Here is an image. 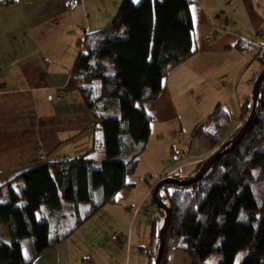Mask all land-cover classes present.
Instances as JSON below:
<instances>
[{"label": "trees", "instance_id": "obj_1", "mask_svg": "<svg viewBox=\"0 0 264 264\" xmlns=\"http://www.w3.org/2000/svg\"><path fill=\"white\" fill-rule=\"evenodd\" d=\"M16 2L0 0V8ZM191 3L122 0L111 22L78 39L71 78L101 133L85 154L22 165L15 176L22 179L20 192L7 186L3 199L0 185V264H34L41 252L65 240L103 205L115 202L121 189L133 186L129 178L146 148L153 117L143 103L158 96L174 64L195 52ZM236 46L264 63V52L254 42L240 39ZM255 107L245 133L236 140L245 121L225 138L234 116L216 108L195 125L191 138L204 136L219 148L197 163L195 176L166 174L152 186V202L165 216L156 230L157 248L170 211L160 264H167L172 249L186 252L191 264H235L242 249L245 255L238 264L264 261V75ZM95 151L101 155L91 156ZM164 179L173 181L160 183L154 195ZM26 245L33 248L29 258L24 255ZM156 252L148 264H155ZM215 252L222 258L213 263L209 258Z\"/></svg>", "mask_w": 264, "mask_h": 264}, {"label": "crops", "instance_id": "obj_2", "mask_svg": "<svg viewBox=\"0 0 264 264\" xmlns=\"http://www.w3.org/2000/svg\"><path fill=\"white\" fill-rule=\"evenodd\" d=\"M118 6H113V15ZM69 9L67 0H17L0 8L3 199L7 186L20 192L22 179L15 176L22 165L41 158L85 154L101 133L94 127L71 78L80 51L77 41L93 29L71 22ZM191 11L195 52L174 64L163 78L158 96L143 103L153 116L142 152L145 157L149 155L147 149L153 148L152 139L160 146L165 141L173 153L175 148L189 143L191 157L168 170L170 174L182 166H197L211 154L208 139H192V129L218 107L231 112L242 103L244 106L246 99L252 97L253 78L264 66L250 52H242L236 46L238 40L246 39L264 52V0H192ZM255 62L261 65L257 71L252 67ZM233 121L228 134L239 123L238 119ZM90 155L99 156L101 152ZM149 170L152 176V167L139 168L138 175L129 178L133 186L121 189L115 202L101 208L106 211L101 229L87 235L75 230L55 247L41 252L34 264H148L157 250L156 218L153 210L149 215L146 212L150 210L146 209L145 215L151 217L148 221L140 214L141 206L151 195L152 186L168 172L160 169L151 183L147 175L144 180L140 177ZM187 172L177 177H192L198 170L195 167ZM122 220L125 221L120 223ZM115 222L117 229L107 226H114ZM30 247L27 258L33 254ZM167 264H191V260L186 252L172 249L167 254Z\"/></svg>", "mask_w": 264, "mask_h": 264}, {"label": "rangeland", "instance_id": "obj_3", "mask_svg": "<svg viewBox=\"0 0 264 264\" xmlns=\"http://www.w3.org/2000/svg\"><path fill=\"white\" fill-rule=\"evenodd\" d=\"M67 3H68V6L70 7L69 11L71 10V12H70V16L72 19L71 22L75 21L76 24L78 23V25H81L82 27L91 26L92 29H94L97 26H98L97 28L102 27L114 19V17L117 14L118 9H116L117 11L113 15V6H118V4H116V3H119V6H120L122 3V0H81V1H79V0H67ZM8 6H10V5H8ZM119 6H118V8H119ZM4 7H7V6H4ZM254 65L255 66L252 65V67L254 69H256V71L259 70V68L261 66L260 63L255 62ZM260 69L263 70L264 66L263 67L261 66ZM261 70L258 71L257 74L254 76L255 77V78H253L254 81L256 80L257 75H259L261 73ZM250 75H251L250 77H252V73ZM248 99H250L249 105L246 109L244 117L241 120H239V123H240V121H246V119L248 117L247 115L252 110L251 109L252 108L251 97H248L246 99V101ZM242 105H243V103L240 104V106H238L239 108L238 107L232 108L231 112L234 113L236 116L240 115L242 112V107H243ZM235 107H236V105H235ZM235 118L236 117H234L233 119L236 120L237 118L236 119ZM233 119H232V121H233ZM232 121L224 130L225 131L224 135H226V137L228 135H230L233 132V130L235 129L234 128L228 134V132L234 127V121L233 122ZM239 123H238V125H239ZM163 142H164L163 145L160 146V144L156 140L152 139L151 147H153V148L147 149V150H150L148 153L149 155L147 157H145V155L141 153V156L139 158V162H138V165L136 167V170L132 173L131 176L138 175L137 170L139 168L152 167V169H154L152 171H155V172H153L154 175L152 174V176H151L150 175L151 171L149 170L147 174H142V175H140V177H142V179L144 180V179H146L145 175H147L148 178L150 179L151 183H154L156 178H157V175L160 174V173H158L160 171V169H166L163 172V173H166L168 170H170L176 164L181 163V162L185 161L187 158L191 157L189 152H188L189 143H186L181 147L175 148L174 153H173V151H171V148L168 149L166 147V142L165 141H163ZM209 144H210V141H209ZM218 148H219V146L218 147H212L211 154L214 151H216ZM195 167L197 168V166L195 164L192 166H189V167H183L182 166L180 171L173 172L172 174H170V172L168 171L167 174H170V175L175 174L176 176H179V175L185 176V174L188 173L187 172L188 169H192V168L195 169ZM137 192H140V190H138ZM101 208L98 211H96L82 225H80L77 228V229H79L78 232H85L87 235L92 230L101 229V226H103V224H101V218H102V216L104 217V214L106 212V211H104V209H101ZM146 209L150 210V211L153 210L155 212V218H156L155 228H156V230H158V224H159V222L164 221L165 216L163 215L159 206L152 202L151 195L148 196L145 203L141 206V213H140L142 216H145V218L149 221V220H151V217H149L148 215H145L144 210H146ZM124 221L125 220H122L120 223H123ZM116 223L117 222H115L114 226L113 225H107V226H109L110 229H117L118 226L116 225ZM30 251H31L30 245H26L24 248L25 257L29 256ZM155 252H156V250H155ZM155 252H154V254H155ZM244 255H245V250H243V249L240 250L236 255L235 264H238V262L241 260V258ZM150 258L153 259V256ZM221 258H222L221 253L215 252L209 258V260H210V262L216 263L219 260H221Z\"/></svg>", "mask_w": 264, "mask_h": 264}, {"label": "water", "instance_id": "obj_4", "mask_svg": "<svg viewBox=\"0 0 264 264\" xmlns=\"http://www.w3.org/2000/svg\"><path fill=\"white\" fill-rule=\"evenodd\" d=\"M264 75V72L261 73L257 79L255 80L254 84H253V100H254V104H253V107H252V110L251 112L249 113L244 125L242 126L241 130L239 131V133L234 137V139H240L242 137V135L245 133L248 125H249V122L250 120L252 119L255 111H256V107H255V101H256V93H257V89H258V85L262 79ZM164 181H173V179H164L162 181H160L157 185H156V188L154 189V195H156V189L157 187L159 186L160 183L164 182ZM169 214H170V211L169 210H166V220L164 222V224L162 225L161 229H160V232H159V245H158V248H157V252H156V256H155V264H160V261H161V258H162V254H163V251H164V246H165V235H164V229L168 223V220H169Z\"/></svg>", "mask_w": 264, "mask_h": 264}, {"label": "built area", "instance_id": "obj_5", "mask_svg": "<svg viewBox=\"0 0 264 264\" xmlns=\"http://www.w3.org/2000/svg\"><path fill=\"white\" fill-rule=\"evenodd\" d=\"M255 78V77H254ZM254 79H253V84H254ZM250 108V107H249ZM146 213H148L149 215H152V212L151 211H147Z\"/></svg>", "mask_w": 264, "mask_h": 264}]
</instances>
